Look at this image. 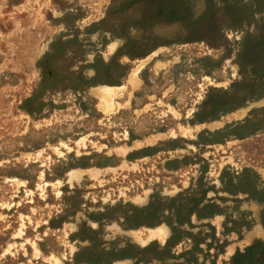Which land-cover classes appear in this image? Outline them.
I'll use <instances>...</instances> for the list:
<instances>
[{"label":"rangeland","instance_id":"374dc122","mask_svg":"<svg viewBox=\"0 0 264 264\" xmlns=\"http://www.w3.org/2000/svg\"><path fill=\"white\" fill-rule=\"evenodd\" d=\"M263 211L264 0H0V264H264Z\"/></svg>","mask_w":264,"mask_h":264},{"label":"trees","instance_id":"16d2710c","mask_svg":"<svg viewBox=\"0 0 264 264\" xmlns=\"http://www.w3.org/2000/svg\"><path fill=\"white\" fill-rule=\"evenodd\" d=\"M178 220L181 221L182 219L179 217ZM262 220H263V223H264V211L262 213ZM144 223H145V221H142L139 224H144ZM173 231L176 232V228L175 227H173ZM132 248L140 250V248L135 246L134 244H129L126 248L120 249L119 251H117L115 253V255H113L111 258L107 259L105 262H102V263L97 262L96 263V262H92L91 260H88V259H85V260H87L88 262H91L93 264H109L112 261H115L117 259H124V258H128V257H136V255L132 252ZM146 249H148V248H145L144 250L146 251Z\"/></svg>","mask_w":264,"mask_h":264},{"label":"bare ground","instance_id":"6f19581e","mask_svg":"<svg viewBox=\"0 0 264 264\" xmlns=\"http://www.w3.org/2000/svg\"><path fill=\"white\" fill-rule=\"evenodd\" d=\"M152 233H153V234H157L159 237L162 236V233H161V230H160V229H153V230H152Z\"/></svg>","mask_w":264,"mask_h":264}]
</instances>
